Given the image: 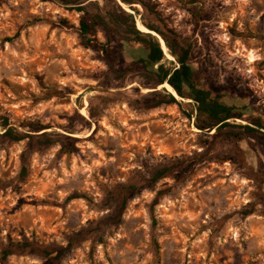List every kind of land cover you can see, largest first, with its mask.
I'll list each match as a JSON object with an SVG mask.
<instances>
[{
	"label": "rangeland",
	"instance_id": "1",
	"mask_svg": "<svg viewBox=\"0 0 264 264\" xmlns=\"http://www.w3.org/2000/svg\"><path fill=\"white\" fill-rule=\"evenodd\" d=\"M148 1L171 43L190 46L195 80L244 117L206 133L194 100L148 109L141 66L116 78L85 47L82 13L56 0H0V250L62 249L0 264H264V0ZM122 6L177 67L141 24L142 7ZM96 36L105 41L100 28ZM142 54L124 45L126 60ZM63 144L72 152L59 155ZM161 170L167 177L150 182ZM129 179L148 182L127 195L119 224H97L117 213L113 194Z\"/></svg>",
	"mask_w": 264,
	"mask_h": 264
},
{
	"label": "trees",
	"instance_id": "2",
	"mask_svg": "<svg viewBox=\"0 0 264 264\" xmlns=\"http://www.w3.org/2000/svg\"><path fill=\"white\" fill-rule=\"evenodd\" d=\"M56 2L68 9L82 13L79 31L84 39L85 47L100 51L108 70L116 78L123 79L136 71L138 66H141L148 79L149 87L153 89L151 96L154 97V100L153 104L147 107L148 109L161 104L177 103L175 98L177 96L194 100L197 104L196 126L206 133L228 125L227 120L232 117L238 119L244 117L240 113L233 116L232 107L220 103L210 88L195 80V74L190 65V46L180 40H177L176 44L171 43L168 36L169 31L163 18L155 11L154 4L148 0H103V6H99L93 0H56ZM122 3L129 5L134 11L137 10L132 6L133 4H139L142 7L141 24L161 37L166 47L176 58L177 67L170 69L162 63L164 52L160 41L150 33L142 32L135 16L128 12ZM63 23L66 22L63 20ZM98 28L104 33V42H101L96 36ZM126 43L137 44L141 47L143 54L130 61L126 60L123 55V48ZM164 83L171 87L170 92L169 89L162 86L170 92L169 94H163L156 90L159 85ZM256 123L264 128V124L260 120H257ZM3 135L11 136L14 140H20L19 137L12 136L9 131L4 132ZM66 147V144H63L58 154L72 152L70 149L66 150ZM164 177H167L166 172L164 170L158 171L150 179V182H156ZM146 181L148 182V180L135 181L129 179L126 183L121 184L117 192L113 194V198L119 202L117 213L102 216L97 224L103 221L119 224L127 207V195L144 187ZM77 197L79 196L74 195L68 199ZM61 250L50 244H38L30 241L11 242L0 250V263L5 261L8 256L29 253H40L42 257H49L52 260L60 257ZM53 254L55 256H52Z\"/></svg>",
	"mask_w": 264,
	"mask_h": 264
},
{
	"label": "bare ground",
	"instance_id": "3",
	"mask_svg": "<svg viewBox=\"0 0 264 264\" xmlns=\"http://www.w3.org/2000/svg\"><path fill=\"white\" fill-rule=\"evenodd\" d=\"M252 57H253V55L251 54L249 61H253L254 60V59H252Z\"/></svg>",
	"mask_w": 264,
	"mask_h": 264
},
{
	"label": "water",
	"instance_id": "4",
	"mask_svg": "<svg viewBox=\"0 0 264 264\" xmlns=\"http://www.w3.org/2000/svg\"><path fill=\"white\" fill-rule=\"evenodd\" d=\"M148 33H150V32H148Z\"/></svg>",
	"mask_w": 264,
	"mask_h": 264
}]
</instances>
